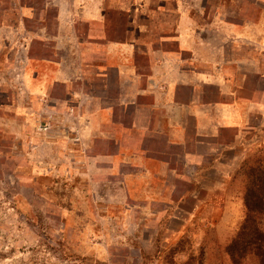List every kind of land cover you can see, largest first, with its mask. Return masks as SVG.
<instances>
[{"label":"rangeland","instance_id":"374dc122","mask_svg":"<svg viewBox=\"0 0 264 264\" xmlns=\"http://www.w3.org/2000/svg\"><path fill=\"white\" fill-rule=\"evenodd\" d=\"M201 2L202 20L235 26L230 83L260 105L195 144L190 118L176 131L98 128L110 118L80 102L103 93L90 76L101 52L86 47L71 0H0V264H233L243 174L264 168V0ZM65 72L78 80L57 84Z\"/></svg>","mask_w":264,"mask_h":264},{"label":"crops","instance_id":"0c3cea01","mask_svg":"<svg viewBox=\"0 0 264 264\" xmlns=\"http://www.w3.org/2000/svg\"><path fill=\"white\" fill-rule=\"evenodd\" d=\"M148 1L71 0L77 19L87 25L86 47L101 52L90 63L95 69L90 76L101 83L103 93L82 95L80 105H94L86 113L97 119L100 114L110 118L98 120V128L127 122L130 129L176 131L190 118L195 144L222 130L241 128L240 105L248 115L260 104L239 97L230 83L233 70L242 65L240 52L231 56V49L242 45L240 37L234 38L235 26L220 16L202 20L206 8L200 0H175L174 9L168 7L170 0H156L154 8H148ZM73 79L78 80L65 72L54 81L67 86ZM203 88H215V95L208 96ZM186 90L190 94L185 97ZM117 112L125 117L116 118ZM141 117L145 124H140ZM173 141L185 143L178 136Z\"/></svg>","mask_w":264,"mask_h":264},{"label":"trees","instance_id":"16d2710c","mask_svg":"<svg viewBox=\"0 0 264 264\" xmlns=\"http://www.w3.org/2000/svg\"><path fill=\"white\" fill-rule=\"evenodd\" d=\"M246 169L242 191L244 218L225 253L233 264H241L246 257L264 264V168L252 165Z\"/></svg>","mask_w":264,"mask_h":264}]
</instances>
